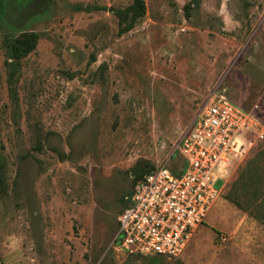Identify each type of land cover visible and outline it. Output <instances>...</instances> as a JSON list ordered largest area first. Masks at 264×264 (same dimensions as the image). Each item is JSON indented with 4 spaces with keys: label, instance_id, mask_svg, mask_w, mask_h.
Segmentation results:
<instances>
[{
    "label": "rangeland",
    "instance_id": "obj_1",
    "mask_svg": "<svg viewBox=\"0 0 264 264\" xmlns=\"http://www.w3.org/2000/svg\"><path fill=\"white\" fill-rule=\"evenodd\" d=\"M142 1L133 23L134 0L0 11V264H264L254 134L178 257L114 242L134 179L167 161L214 88L264 128V0Z\"/></svg>",
    "mask_w": 264,
    "mask_h": 264
},
{
    "label": "built area",
    "instance_id": "obj_2",
    "mask_svg": "<svg viewBox=\"0 0 264 264\" xmlns=\"http://www.w3.org/2000/svg\"><path fill=\"white\" fill-rule=\"evenodd\" d=\"M224 92L218 85L209 93L174 153L125 197L114 239L121 250L178 257L219 196L214 184L252 146L251 134L255 142L264 140L257 119ZM175 154L181 158L178 168L171 166Z\"/></svg>",
    "mask_w": 264,
    "mask_h": 264
},
{
    "label": "trees",
    "instance_id": "obj_3",
    "mask_svg": "<svg viewBox=\"0 0 264 264\" xmlns=\"http://www.w3.org/2000/svg\"><path fill=\"white\" fill-rule=\"evenodd\" d=\"M7 8H8V0H0V11L2 13H5ZM144 10H145V7H144L143 1L142 0H134V4H133L132 9H131V11L133 12V15L130 18L131 23L135 22L138 18L144 16ZM120 14L124 15L123 18H128V16H129V13H127V12H121ZM15 42L17 44H20L21 48L24 50V53L30 52L35 47L34 38L29 37L27 35L21 36ZM22 49H19L18 46L14 47L13 51H14V57L15 58L20 57L22 55V54H18V52L23 51ZM12 56H13V54H12ZM153 169H155V168H153ZM153 169H151V170H153ZM151 170H149L146 173H143L142 175H140L136 179H134L135 180L134 184L137 181H139L140 179H142L144 177V175L149 173Z\"/></svg>",
    "mask_w": 264,
    "mask_h": 264
},
{
    "label": "crops",
    "instance_id": "obj_4",
    "mask_svg": "<svg viewBox=\"0 0 264 264\" xmlns=\"http://www.w3.org/2000/svg\"><path fill=\"white\" fill-rule=\"evenodd\" d=\"M199 228H200V226L198 227V229H199ZM198 229H197V230H198ZM197 230H196V231H197Z\"/></svg>",
    "mask_w": 264,
    "mask_h": 264
},
{
    "label": "bare ground",
    "instance_id": "obj_5",
    "mask_svg": "<svg viewBox=\"0 0 264 264\" xmlns=\"http://www.w3.org/2000/svg\"><path fill=\"white\" fill-rule=\"evenodd\" d=\"M254 76H255V75H254ZM255 77H256V76H255ZM262 79H263V78H262ZM257 80H258V79H257ZM257 80H256V81H257Z\"/></svg>",
    "mask_w": 264,
    "mask_h": 264
}]
</instances>
